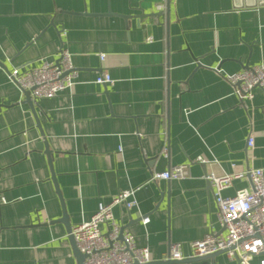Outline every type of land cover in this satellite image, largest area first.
<instances>
[{
  "label": "crops",
  "instance_id": "crops-1",
  "mask_svg": "<svg viewBox=\"0 0 264 264\" xmlns=\"http://www.w3.org/2000/svg\"><path fill=\"white\" fill-rule=\"evenodd\" d=\"M257 1L0 0V264H78L64 207L74 226L136 187L137 207L114 215L153 261L173 243L191 257L192 241L226 234L206 175L264 168V89L244 105L227 77L264 63ZM63 48L76 81L31 96L35 115L10 72ZM185 163L186 178L151 180ZM250 182L234 178L223 194ZM215 264L241 263L223 252Z\"/></svg>",
  "mask_w": 264,
  "mask_h": 264
},
{
  "label": "built area",
  "instance_id": "built-area-1",
  "mask_svg": "<svg viewBox=\"0 0 264 264\" xmlns=\"http://www.w3.org/2000/svg\"><path fill=\"white\" fill-rule=\"evenodd\" d=\"M158 7L163 9L165 5L161 3ZM76 71L70 52L63 48L57 60L44 58L38 66L28 64L21 70L15 69L10 72V79L23 92L29 91L34 98H49L70 89L76 81ZM227 77L240 103L246 105L253 101L256 89H264V63L246 66L242 71ZM111 80L109 75L100 74L95 81L106 84ZM254 145L255 137L251 134L248 146L252 149ZM197 160L206 162L202 158ZM189 166V163L174 165L154 173L151 180L186 178ZM244 177L251 181L250 188L238 189L231 196L223 194L232 185L234 178ZM206 178L212 184L218 220L226 229V234L219 235L210 231L203 238L192 241L190 244L194 250L193 256H206L225 250L231 259L241 264H264V168L251 167L224 175L212 172ZM138 189L139 187L121 190L109 202H100L90 219L72 227L77 248L86 254L84 264H146L153 261L150 248L139 246L131 232H124L120 238L122 225L114 215V208L118 205L127 210L137 207ZM141 219L147 224L149 214L141 215ZM182 251L180 243H173L162 260H181L186 257ZM256 257L258 262L254 263Z\"/></svg>",
  "mask_w": 264,
  "mask_h": 264
},
{
  "label": "water",
  "instance_id": "water-1",
  "mask_svg": "<svg viewBox=\"0 0 264 264\" xmlns=\"http://www.w3.org/2000/svg\"><path fill=\"white\" fill-rule=\"evenodd\" d=\"M264 4V0H258L256 5H262ZM107 14H117V13H113L111 11H108ZM153 14H157V13H153ZM121 15V14H120ZM119 15V16H120ZM145 14L141 15V16H144ZM121 16H124L125 15H121ZM140 16V17H141ZM54 23H52L53 25ZM2 64V63H1ZM27 99H28V103H30V105H32V109L34 110L35 112V115H37V112L36 110L34 109V106H33V103L31 101V94L29 91H26L24 92ZM43 147L46 149L47 153L49 154V156L51 157L52 156V153H51V150L50 148L48 147V144L46 141L43 142ZM53 180L55 181V184H56V179L55 177L53 178ZM56 187L58 189V191L60 192L59 188H58V185L56 184ZM59 221L63 222L66 226V229H68V233H69V239L72 243V247H73V252H74V255L78 261V264H84V261L86 259V254L82 253L79 248H77V244H76V241H75V238L72 234V223L70 221V218L68 216V213L66 212V209L64 207V212H63V216L58 219ZM124 227L122 226V229H121V233H120V238L123 237V234H124ZM223 252H226L225 250H220L218 252H215L213 254H209V255H206V256H191V257H185L181 260H166V261H163V260H160V261H151L149 263H146V264H215V257ZM134 264H139V263H134Z\"/></svg>",
  "mask_w": 264,
  "mask_h": 264
}]
</instances>
